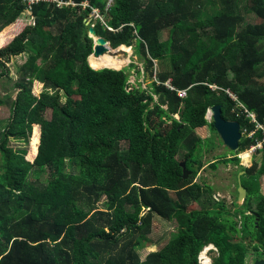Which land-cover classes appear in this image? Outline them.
Returning <instances> with one entry per match:
<instances>
[{"label": "trees", "instance_id": "obj_1", "mask_svg": "<svg viewBox=\"0 0 264 264\" xmlns=\"http://www.w3.org/2000/svg\"><path fill=\"white\" fill-rule=\"evenodd\" d=\"M60 1L69 5L0 0V46L5 28L33 18L0 48V106L11 109L0 128V264H201L209 247L210 264L264 259V147L251 167L238 156L262 139L248 137L245 109L264 123V0ZM92 26L113 49H133L142 67L129 69L149 89L129 84L128 69L90 66ZM23 55L15 81L8 65ZM215 105L243 134L236 153L208 164L244 172L247 198L230 210L195 181L202 152L218 147L197 131L208 127L222 144L206 118ZM156 217L176 231L143 259Z\"/></svg>", "mask_w": 264, "mask_h": 264}, {"label": "rangeland", "instance_id": "obj_2", "mask_svg": "<svg viewBox=\"0 0 264 264\" xmlns=\"http://www.w3.org/2000/svg\"><path fill=\"white\" fill-rule=\"evenodd\" d=\"M110 2H111V0L108 1V3H109L108 5H110ZM30 14L31 13L29 12L26 15H23L21 17V19L17 20V22L15 24H13L9 27L10 29L5 28L6 34L1 37L2 38L1 43H3V45H1L0 48H3L6 45H8L7 43L12 41L14 39V37L17 36L26 26L33 23V18L30 16ZM93 14L96 16L95 18L100 17V16H97L95 12H93ZM252 21L255 22L258 20L252 19ZM163 37H164V39L168 38V32H164ZM133 52L134 51L132 48H131V51L127 52L125 50H122L121 47H119V48L113 49L112 52L110 53V55H112L116 59L126 61L124 66L121 69H117V70L128 69V71L130 72L129 84H131V85H139L140 84L142 89H149L151 81L149 79L144 80L142 74L139 77H137L136 70L135 69H133V70L129 69L130 65L133 63L138 65L139 68L142 67V64L138 63L140 61V59H138V57L135 56L133 54ZM93 58L94 57H89L88 62ZM25 61H26V55H23V56L13 58L11 63L8 65L10 67V70H11V75L15 81L18 80L17 68L21 64H23ZM89 64H90V62H89ZM90 66H91V64H90ZM101 69H104V68H101ZM101 69H98V70H101ZM229 75L232 76L233 74L229 73ZM7 89H8V92L12 95L13 82L7 83ZM44 90L45 89H44L43 85L40 84L39 82H36L34 84L33 93L35 95H37V96L40 95ZM3 94H5L4 91H3ZM15 95L16 94L14 93L11 96L12 99L15 98ZM155 99H156V102H158V98L155 97ZM160 111L166 112V108L161 107ZM164 112H162V116L166 117L167 115ZM10 117H11L10 106L8 104L1 105L0 106V128H2L3 126H5L8 123V121L10 120ZM50 117H51V113L47 112V118H50ZM210 117H211V113L209 112V114H208V112H207L206 118L210 119ZM168 123L170 124V121H168ZM35 130H36V126L34 127L33 136H32L30 147H29V153L27 155V159L30 161H34V159L36 157V156L31 157V155H30V152L32 149V140L34 137ZM37 130L39 131L38 133L40 136V127L39 126H37ZM199 132H200L199 135L202 138H207V139L211 138V137L216 138V142H217L218 147L214 151H211V152H208L207 149L202 152L201 159L205 165L202 168V170H200L198 177L196 178L195 181H197L201 184H204V185L206 184V185L212 186L214 189L213 194H214L215 199L218 201L219 200L224 201L229 210L233 209L236 197H238L237 191H236L237 186H238L237 180H238V175H239V174H237L238 167L234 166L232 164H229V165L222 164L219 166V168L217 170H213L212 168L209 167L208 164L213 162L214 159L216 157H218L219 155L227 154L230 157V155H232L233 153H236V152H231L223 144H219V140H218L216 134L214 132H212L211 129H209L208 127H205L203 129V131L200 129ZM199 132H197V133H199ZM39 141H40V138H39ZM12 144H16V143L13 142ZM181 154H182V152L179 155H181ZM240 155H241V165L246 166V167H251V165L255 161L259 162L260 158H261V155L259 153H256L255 155H251L248 152L247 153L244 152V153L239 154L238 156H240ZM244 155L248 156L246 160H245ZM261 193L264 195V177L262 178ZM99 207L102 208L103 205H100ZM191 209H199V206L197 204H193ZM235 220L241 221V218L237 217V218H235ZM175 231H176V228H175V224L173 222L165 221L159 217H156L154 219L152 233L148 237L149 241H150V243H149L150 246L147 247L145 250L141 251V253H140L141 257L144 259L145 256L149 252L159 250L163 246H165L168 243V241L170 240L171 235ZM205 251H207V250H204L201 252V254H200L201 258H202V255L205 253ZM207 254H208V252L205 253V258H206L205 262L210 263L211 259H210V256H208ZM210 255L214 256L215 254L212 251ZM199 259H200V257H199ZM249 260H250L249 261L250 264L255 262L254 258H250ZM203 264H205V263H203Z\"/></svg>", "mask_w": 264, "mask_h": 264}, {"label": "water", "instance_id": "obj_3", "mask_svg": "<svg viewBox=\"0 0 264 264\" xmlns=\"http://www.w3.org/2000/svg\"><path fill=\"white\" fill-rule=\"evenodd\" d=\"M89 36L94 41L93 53L90 57L99 58L106 53H111L110 43L103 37L97 35L94 27H90ZM109 46V47H107ZM110 48V49H109ZM113 50V49H112ZM111 69V68H110ZM115 70V69H114ZM211 113L210 119H207L209 122H214V127L217 131V134L222 142V144L231 152H237L239 150V143L242 140L243 134L241 132V125L237 121L225 120L222 116V108L220 105H215L208 110ZM181 167L183 169V179H188L191 175V171L186 168L184 162H182ZM244 172H240L238 175V205H242L247 198V190L243 187L241 176ZM254 264H264V259L256 260Z\"/></svg>", "mask_w": 264, "mask_h": 264}, {"label": "built area", "instance_id": "obj_4", "mask_svg": "<svg viewBox=\"0 0 264 264\" xmlns=\"http://www.w3.org/2000/svg\"><path fill=\"white\" fill-rule=\"evenodd\" d=\"M24 1H27L28 3H34V2H38V1H40V0H24ZM44 1H49V2H56V3H58V5H63V4H65V5H69V3H63L62 1H60V0H44ZM95 13H96V15L97 16H100L99 15V12L96 10V11H94ZM156 80V79H155ZM165 86L167 87V88H169L170 90H176L177 91V93H178V95H179V97H185L186 95H187V90H183V91H180V90H177L172 84H171V81H167L166 83H165ZM209 87L212 89V90H216V89H218V87L217 86H215V85H209ZM229 94H230V96L233 98V99H236V97L234 96V95H232L229 91H227ZM245 113L247 114V117H249V119L251 120V122L255 125V130L254 131H251L250 133H248V132H246V133H248L247 135H248V137H253L254 135H255V133L256 132H261L262 133V139L261 140H256V143L255 144H253L251 147H250V149L247 151L249 154H251V155H255L256 153H258L259 151H261L262 149H263V147H264V123H262V122H260L259 121V119L257 118V116H256V114L255 113H253V112H250L249 110H247V109H245ZM209 249H210V247L209 248H206L205 250H207V251H205V252H208L209 251ZM206 261V258L204 257V259H202L201 257H200V262H201V264H203V263H205V264H210V263H206L205 262Z\"/></svg>", "mask_w": 264, "mask_h": 264}, {"label": "bare ground", "instance_id": "obj_5", "mask_svg": "<svg viewBox=\"0 0 264 264\" xmlns=\"http://www.w3.org/2000/svg\"><path fill=\"white\" fill-rule=\"evenodd\" d=\"M121 49L127 52L131 51V48L126 47V46H121ZM110 52H112V49H110ZM101 57L99 58L94 57L93 59L89 61L91 66L94 69H101V68L106 67V68H112V69L117 70V69H121L126 62L125 60H119V59L114 58L112 55H110V53H106L105 55ZM247 157L248 156L246 155L245 160L247 159ZM204 257H205V253L202 255V259H204Z\"/></svg>", "mask_w": 264, "mask_h": 264}, {"label": "crops", "instance_id": "obj_6", "mask_svg": "<svg viewBox=\"0 0 264 264\" xmlns=\"http://www.w3.org/2000/svg\"><path fill=\"white\" fill-rule=\"evenodd\" d=\"M9 27H10V26H9ZM9 27H7V28H9ZM7 28H6V29H7ZM10 42H11V41H10ZM10 42H9V43H10ZM7 44H8V43H7ZM199 130H200V129H199ZM199 130H198L197 132H199ZM202 131H203V129H202ZM198 134H200V132H199ZM245 167H246V166H245Z\"/></svg>", "mask_w": 264, "mask_h": 264}, {"label": "clouds", "instance_id": "obj_7", "mask_svg": "<svg viewBox=\"0 0 264 264\" xmlns=\"http://www.w3.org/2000/svg\"><path fill=\"white\" fill-rule=\"evenodd\" d=\"M244 153V152H243ZM240 157V159H241V155L239 156ZM243 159V158H242ZM244 160V159H243Z\"/></svg>", "mask_w": 264, "mask_h": 264}]
</instances>
